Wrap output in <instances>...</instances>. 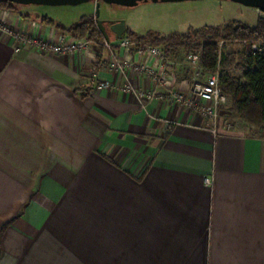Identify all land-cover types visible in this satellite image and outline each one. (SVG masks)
<instances>
[{
  "label": "crops",
  "instance_id": "crops-1",
  "mask_svg": "<svg viewBox=\"0 0 264 264\" xmlns=\"http://www.w3.org/2000/svg\"><path fill=\"white\" fill-rule=\"evenodd\" d=\"M34 16L0 7L1 25L60 39ZM113 49L41 51L0 28V264H264V136L143 98L163 88L109 70L112 53L141 59ZM166 59L164 89L189 94L193 70Z\"/></svg>",
  "mask_w": 264,
  "mask_h": 264
},
{
  "label": "trees",
  "instance_id": "trees-1",
  "mask_svg": "<svg viewBox=\"0 0 264 264\" xmlns=\"http://www.w3.org/2000/svg\"><path fill=\"white\" fill-rule=\"evenodd\" d=\"M18 5L0 0L3 9L16 11ZM94 16H82L68 27L54 23L47 16H34L33 19L54 26L75 38L95 42L102 50L103 34ZM124 37L138 44L163 45L165 58L175 56L181 50L187 54L198 53V63L203 72L218 74L219 87L230 99L229 110L232 116L264 131V52L252 55L249 51L253 42L260 40L264 43V15H260L252 26L237 20H227L219 25L188 27L186 31L166 34L153 31L137 34L127 28ZM219 41L223 42V48L230 43L241 44L242 53L237 55L222 51ZM77 90L81 96H86L81 88Z\"/></svg>",
  "mask_w": 264,
  "mask_h": 264
},
{
  "label": "rangeland",
  "instance_id": "rangeland-1",
  "mask_svg": "<svg viewBox=\"0 0 264 264\" xmlns=\"http://www.w3.org/2000/svg\"><path fill=\"white\" fill-rule=\"evenodd\" d=\"M97 4L98 16H96ZM167 4L169 5L168 7H162L163 5ZM178 5L181 7H177ZM26 7L40 14L48 15L49 18L58 21L62 25H69L75 21H78L82 16L95 15L94 17L100 21H103L105 25L108 24V20L123 19L126 21L129 29L136 32L137 34H143L148 31L159 32L163 34L169 33L171 31H186L188 27L198 28L203 25H219L223 22H226L227 20H237L252 26L255 24L256 19L260 15H263L255 8L244 6L228 0H186L178 2L157 3L148 1L139 3L134 7L118 6L115 4L105 3L101 0H96L77 5H18L15 7V9L18 11V9L23 10L26 9ZM61 32L62 35L69 34L67 32ZM80 39L84 40L83 38ZM104 41L107 40L103 36V42ZM133 42L139 48H144L148 45L154 46L149 43L138 44L136 41ZM92 43L97 55H100L102 50L107 49L103 46V49L100 50L99 46L95 42ZM222 44L223 42L219 41V48L222 47V51L224 52H232L237 55L242 53V45L239 43H230L225 48H223ZM155 46H158L163 50V45ZM131 50L134 51L133 49ZM188 55L189 54H187L184 50L177 52L175 55L176 60L180 63V70L185 73H190V70L195 69L193 67L194 64L188 61ZM119 58L124 57L120 56ZM206 73L207 72H204L203 74ZM229 107L230 99L228 97L227 102L220 109V115L222 118H228L232 124L239 128H243L248 133H254L257 135L264 133V131L255 125H250L242 120L235 119L232 116Z\"/></svg>",
  "mask_w": 264,
  "mask_h": 264
},
{
  "label": "built area",
  "instance_id": "built-area-1",
  "mask_svg": "<svg viewBox=\"0 0 264 264\" xmlns=\"http://www.w3.org/2000/svg\"><path fill=\"white\" fill-rule=\"evenodd\" d=\"M0 28L21 45H28L41 51L67 54L82 52L93 47L92 41L74 38L70 34L62 35L58 41H51L23 34L17 30H13L8 25L0 24ZM103 45L111 50V52L114 51V47L124 50L133 49L136 56L143 59L119 58V56L112 53L110 61L108 62L109 70L123 75L127 74V72L144 74L156 85L163 88L161 92L139 91L138 94L143 98L157 96L159 98L171 99L172 101L187 106L210 121L211 125L209 130L214 134L217 132L218 123H221L227 128L231 127L229 119H224L220 115V109L227 102L228 96L219 87L217 73L203 74L202 67L198 63V54H189L187 57L188 61L194 64L193 67L195 69L193 70L194 81L191 86V91L189 94H184L171 87L168 90L164 89L166 86H171L170 82L173 80L174 72L160 47L148 45L144 48H139L133 41L125 37H121L113 42L108 40L104 41ZM249 51L252 55L264 52V43L260 40L253 42L249 47ZM148 58H152L155 62L152 64L149 63L146 61ZM96 70L97 67H94L93 72H96ZM110 86L111 84L108 80H100L97 84V88H108ZM125 89L131 90V84L128 80L125 83ZM205 182L209 184V178H206Z\"/></svg>",
  "mask_w": 264,
  "mask_h": 264
},
{
  "label": "water",
  "instance_id": "water-1",
  "mask_svg": "<svg viewBox=\"0 0 264 264\" xmlns=\"http://www.w3.org/2000/svg\"><path fill=\"white\" fill-rule=\"evenodd\" d=\"M9 2H13L19 5H77L85 2H91L96 0H7ZM108 4H115L118 6L124 7H134L142 2H178V1H186V0H101ZM234 3H238L244 6H248L251 8H255L261 13L264 14V0H228ZM96 16H98V4L96 5ZM96 24L100 31L102 32L104 38L109 40V34L104 26V22L95 18ZM109 30L113 32L117 38H121L122 33L125 31L124 21L121 20L117 22V24H112L109 26Z\"/></svg>",
  "mask_w": 264,
  "mask_h": 264
}]
</instances>
